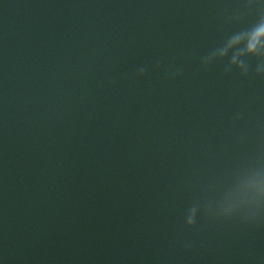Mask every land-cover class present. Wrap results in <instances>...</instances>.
<instances>
[{"label": "water", "instance_id": "obj_1", "mask_svg": "<svg viewBox=\"0 0 264 264\" xmlns=\"http://www.w3.org/2000/svg\"><path fill=\"white\" fill-rule=\"evenodd\" d=\"M261 24L264 0H0V264H264Z\"/></svg>", "mask_w": 264, "mask_h": 264}, {"label": "clouds", "instance_id": "obj_2", "mask_svg": "<svg viewBox=\"0 0 264 264\" xmlns=\"http://www.w3.org/2000/svg\"><path fill=\"white\" fill-rule=\"evenodd\" d=\"M264 35V24H261L258 28L254 29L252 36H253V41L258 40V38ZM255 49V42L249 44L248 50L251 52Z\"/></svg>", "mask_w": 264, "mask_h": 264}]
</instances>
